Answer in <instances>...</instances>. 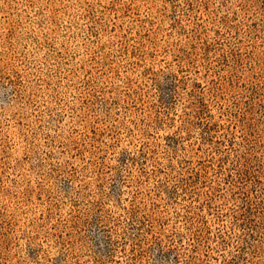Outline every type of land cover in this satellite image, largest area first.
I'll use <instances>...</instances> for the list:
<instances>
[{
  "label": "rangeland",
  "instance_id": "374dc122",
  "mask_svg": "<svg viewBox=\"0 0 264 264\" xmlns=\"http://www.w3.org/2000/svg\"><path fill=\"white\" fill-rule=\"evenodd\" d=\"M0 264H264V0H0Z\"/></svg>",
  "mask_w": 264,
  "mask_h": 264
}]
</instances>
